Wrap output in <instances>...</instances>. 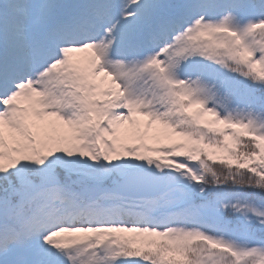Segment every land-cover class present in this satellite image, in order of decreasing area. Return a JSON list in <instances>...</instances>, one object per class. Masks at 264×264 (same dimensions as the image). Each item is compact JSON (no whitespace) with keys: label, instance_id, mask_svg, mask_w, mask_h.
<instances>
[{"label":"snow or ice","instance_id":"snow-or-ice-1","mask_svg":"<svg viewBox=\"0 0 264 264\" xmlns=\"http://www.w3.org/2000/svg\"><path fill=\"white\" fill-rule=\"evenodd\" d=\"M0 264H264V0H0Z\"/></svg>","mask_w":264,"mask_h":264},{"label":"rangeland","instance_id":"rangeland-1","mask_svg":"<svg viewBox=\"0 0 264 264\" xmlns=\"http://www.w3.org/2000/svg\"><path fill=\"white\" fill-rule=\"evenodd\" d=\"M73 55L77 59H79V58H81L83 56V54H81V53H75ZM137 118L142 120V121H146L147 120L146 117H137ZM207 119H211V117H207ZM125 126H127V122H125ZM156 127L163 128L162 125H156ZM220 127H222V126H220ZM165 131L167 133L166 136H163L160 139H148V140H146L144 142L147 143L150 147L158 148V149H164V148L167 147V145H169L172 142H183V138L179 137L175 133H172V131L170 129H166ZM123 143H126V144H133V143L139 144V143H141V141L128 139V140H124ZM141 151H143V149H141ZM145 154L151 155V156H156V155H159L160 153H158V152H147ZM120 155H121L122 158H129V159L131 158L128 155V153L125 152V151H121ZM220 155H222V154L221 153H217V156H220Z\"/></svg>","mask_w":264,"mask_h":264},{"label":"trees","instance_id":"trees-1","mask_svg":"<svg viewBox=\"0 0 264 264\" xmlns=\"http://www.w3.org/2000/svg\"><path fill=\"white\" fill-rule=\"evenodd\" d=\"M240 150H243V148L241 147V149ZM191 163H198V162H196V161H193V162H191ZM209 163H211V162H209ZM214 166H218V165H214Z\"/></svg>","mask_w":264,"mask_h":264}]
</instances>
